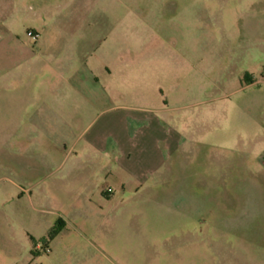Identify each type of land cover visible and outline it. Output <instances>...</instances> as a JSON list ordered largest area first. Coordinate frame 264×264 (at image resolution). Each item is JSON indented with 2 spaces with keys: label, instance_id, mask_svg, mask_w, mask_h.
Here are the masks:
<instances>
[{
  "label": "rangeland",
  "instance_id": "374dc122",
  "mask_svg": "<svg viewBox=\"0 0 264 264\" xmlns=\"http://www.w3.org/2000/svg\"><path fill=\"white\" fill-rule=\"evenodd\" d=\"M42 1L26 7L89 15L74 28L101 34L120 100L163 112L180 145L145 182L101 176L113 195L98 207L90 167L67 171L70 141L29 154L26 122L20 148L8 146L16 113L0 111V264H264V174L250 148L264 126V0Z\"/></svg>",
  "mask_w": 264,
  "mask_h": 264
},
{
  "label": "crops",
  "instance_id": "0c3cea01",
  "mask_svg": "<svg viewBox=\"0 0 264 264\" xmlns=\"http://www.w3.org/2000/svg\"><path fill=\"white\" fill-rule=\"evenodd\" d=\"M40 4L42 0H0V111L15 112L17 118L7 143L20 148L26 122L34 138L25 147L29 154L42 148L43 139L54 149L70 141L67 171L90 167L96 179L87 193L101 207V193L113 195L110 185H101V176L122 186L149 180L179 147L180 136L166 124L163 112L120 100L101 55V34L74 28L76 22L90 20L89 15H44L26 7ZM70 4L72 0L60 3ZM93 17L101 21V14ZM25 19L26 31L37 32L36 39L26 32L20 35ZM259 80L252 78L244 86ZM259 110L264 112V104ZM79 113L81 125L74 120ZM255 143L250 148L256 150L264 174V126ZM46 156V162H53L51 153Z\"/></svg>",
  "mask_w": 264,
  "mask_h": 264
},
{
  "label": "built area",
  "instance_id": "2783aa9c",
  "mask_svg": "<svg viewBox=\"0 0 264 264\" xmlns=\"http://www.w3.org/2000/svg\"><path fill=\"white\" fill-rule=\"evenodd\" d=\"M26 34H27L28 36H30L31 38H33V39H36V38H37V32H35V31L32 30V29H28V30L26 31ZM108 191H110V188H108Z\"/></svg>",
  "mask_w": 264,
  "mask_h": 264
}]
</instances>
